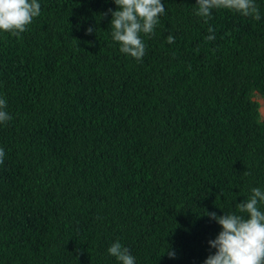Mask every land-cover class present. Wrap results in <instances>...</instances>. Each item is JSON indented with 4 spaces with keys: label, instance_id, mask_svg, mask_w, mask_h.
<instances>
[{
    "label": "trees",
    "instance_id": "16d2710c",
    "mask_svg": "<svg viewBox=\"0 0 264 264\" xmlns=\"http://www.w3.org/2000/svg\"><path fill=\"white\" fill-rule=\"evenodd\" d=\"M38 2L19 38L0 31V264H118L115 241L135 264H203L205 210L264 190V0L207 23L162 0L141 60L111 39L112 0Z\"/></svg>",
    "mask_w": 264,
    "mask_h": 264
},
{
    "label": "clouds",
    "instance_id": "9594fccd",
    "mask_svg": "<svg viewBox=\"0 0 264 264\" xmlns=\"http://www.w3.org/2000/svg\"><path fill=\"white\" fill-rule=\"evenodd\" d=\"M112 2L116 10L108 9L111 14V39L119 45L120 53L141 60L146 52L142 35L151 37L154 33L160 16L165 14L164 3L162 0ZM220 9L254 20L261 18L255 0H196L193 11L207 23L212 11ZM40 12L38 0H0V31L19 38ZM208 31L213 33L214 29L209 27ZM92 32V27L86 29V34ZM206 39L211 41L214 35ZM174 41L172 35L166 38L167 43ZM6 108V99L0 97V124L12 119ZM4 157L5 152L0 148V163H3ZM261 205H264V190L254 187L246 200L236 203V212L217 216L215 212L205 210V215L214 220L221 230L215 239L208 241L209 247L215 251L206 257L203 264H264V210H261ZM168 247L165 253L174 258L175 253L168 251ZM107 252L118 264H135V257L119 241L113 242Z\"/></svg>",
    "mask_w": 264,
    "mask_h": 264
},
{
    "label": "rangeland",
    "instance_id": "374dc122",
    "mask_svg": "<svg viewBox=\"0 0 264 264\" xmlns=\"http://www.w3.org/2000/svg\"><path fill=\"white\" fill-rule=\"evenodd\" d=\"M254 99L258 101L261 117L264 118V98L260 94L256 93L254 95Z\"/></svg>",
    "mask_w": 264,
    "mask_h": 264
}]
</instances>
